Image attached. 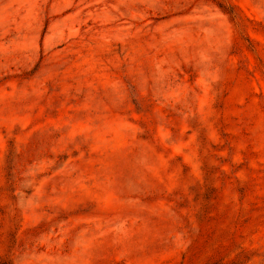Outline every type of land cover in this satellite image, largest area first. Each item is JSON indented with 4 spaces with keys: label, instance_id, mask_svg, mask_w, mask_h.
I'll return each mask as SVG.
<instances>
[{
    "label": "rangeland",
    "instance_id": "obj_1",
    "mask_svg": "<svg viewBox=\"0 0 264 264\" xmlns=\"http://www.w3.org/2000/svg\"><path fill=\"white\" fill-rule=\"evenodd\" d=\"M264 264V0H0V262Z\"/></svg>",
    "mask_w": 264,
    "mask_h": 264
},
{
    "label": "trees",
    "instance_id": "obj_2",
    "mask_svg": "<svg viewBox=\"0 0 264 264\" xmlns=\"http://www.w3.org/2000/svg\"><path fill=\"white\" fill-rule=\"evenodd\" d=\"M3 262H0V264H12V262L7 259V258H4V260H2Z\"/></svg>",
    "mask_w": 264,
    "mask_h": 264
}]
</instances>
